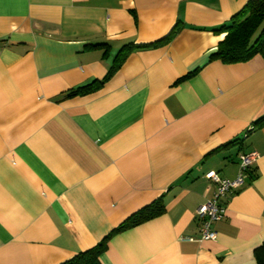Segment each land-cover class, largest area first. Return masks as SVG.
Listing matches in <instances>:
<instances>
[{"label": "crops", "instance_id": "crops-1", "mask_svg": "<svg viewBox=\"0 0 264 264\" xmlns=\"http://www.w3.org/2000/svg\"><path fill=\"white\" fill-rule=\"evenodd\" d=\"M247 1L0 0V264H60L155 200L163 212L115 232L103 264H257L264 57L210 60ZM127 44L148 45L107 76ZM247 152L216 238L199 239L208 173L234 178Z\"/></svg>", "mask_w": 264, "mask_h": 264}, {"label": "trees", "instance_id": "trees-1", "mask_svg": "<svg viewBox=\"0 0 264 264\" xmlns=\"http://www.w3.org/2000/svg\"><path fill=\"white\" fill-rule=\"evenodd\" d=\"M219 30L224 31V38L219 42L217 49L211 53L210 60H220L222 63L232 64L244 62L255 55L264 57V0H248L246 4L236 12L230 23L222 26ZM148 44H127L117 53L107 76H110L122 63L128 51L134 47L146 46ZM103 46V44H92V47ZM197 71L194 70L179 80L191 77ZM107 76L105 78H107ZM103 83V80H93L87 84L77 86L66 92V96H75L87 93ZM259 126L264 125V116L257 119ZM164 207L160 200H155L134 212L125 221L119 224L94 246L81 250L60 264H103L101 254L107 247L109 238L117 231L137 225L160 213ZM257 264H264V242L254 250Z\"/></svg>", "mask_w": 264, "mask_h": 264}, {"label": "built area", "instance_id": "built-area-1", "mask_svg": "<svg viewBox=\"0 0 264 264\" xmlns=\"http://www.w3.org/2000/svg\"><path fill=\"white\" fill-rule=\"evenodd\" d=\"M256 157L255 152L241 153L239 155V171L234 178L222 177L215 171L208 173V178L214 184V192L213 196L198 206L196 210L200 221L199 239L216 238L217 231L214 229L213 223L222 218L228 195L245 183L251 164ZM189 239L194 238L189 237Z\"/></svg>", "mask_w": 264, "mask_h": 264}]
</instances>
